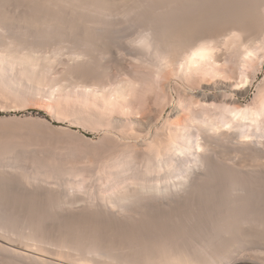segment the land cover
I'll return each mask as SVG.
<instances>
[{
  "label": "bare ground",
  "instance_id": "1",
  "mask_svg": "<svg viewBox=\"0 0 264 264\" xmlns=\"http://www.w3.org/2000/svg\"><path fill=\"white\" fill-rule=\"evenodd\" d=\"M5 1H7V0H0V2H1V4H0V92L3 93V95H5V97L2 96V94H0V95L4 98L8 97V99L10 97L13 99H17V100L20 99L21 103L25 102L26 105L28 103V104H30V105H32V106H34L40 110L46 111V113H48V115H50L54 119H56V122L61 123L62 121H64V122L69 121L71 123L72 127L79 128L81 126L82 122L85 123L86 121L87 122L91 121L90 124L93 121L97 122L101 125V130L105 133L104 137L110 138L112 140L115 139V140H118L120 142L126 143L129 146H131L132 147L131 149H133L132 151L133 152L136 151L135 153H137L136 156L138 159L146 160L153 167V169L150 167L152 170H150V171L147 170V171H149V174H151L152 171L157 173L158 177L155 175L157 177L156 181L150 182V181L144 180L145 182L140 183L138 185L139 187L134 190V193L129 195V198L131 200H129L128 196H126L125 193H124L125 195L122 194L121 196L120 195L118 197L116 196L117 199L115 201L117 203H114L115 206L119 205L125 211V209L127 210V208H128L126 206L128 205L127 202L129 200V202H131L132 204L134 203V205L135 204L136 205L137 204L142 205L145 210L148 208L147 206L149 204L152 206L153 205L158 206L160 208H166V207L169 208V206L172 207V205L176 202L181 203L184 200L188 202V200H190L192 198L191 196L194 195L195 193H197V191H199V193H200V189H203L200 187H204V185H206V184L213 183V182L204 183L205 180L211 181V180H213V178L216 179L217 178L216 175L218 173H222V174L227 176V180L225 183H227V182L228 183L225 186L227 188H231L232 193L231 194L227 193V194H229L227 197L228 198L227 199L228 205L227 206L225 205V211L222 210L224 212H222L220 210L222 213V215L219 219L220 221H218L214 225H211V226H213L212 227L213 229L211 230L212 231L211 234L213 237H211V238H213L214 241L216 239L218 240V239L222 238L221 240L223 241L222 236H225V238L230 240V239L242 237L243 235H245L248 232L247 229H248V227L249 228L251 227L250 225L253 224L252 222H253L254 216H256V214L254 215L253 213L256 211H254L252 214L249 212L248 215H245V214L242 215L243 213L240 214L241 212L239 213L238 209L240 208L242 211V208L239 205L243 202L242 200L244 199V192H245L244 188L247 187V185H250V186L253 185L254 184L253 182H257L258 180L264 182L263 181L264 180V124H263L264 123V101H263V103H261V107H258L259 109L252 110V109H250L251 107L250 108H248L247 106L244 107L243 105L239 104L238 101L233 99L234 104H232V105H234V107L232 109L229 108V110H228V113L231 114L230 116H232V117L227 122L225 121L226 123L224 122V125L222 126V123H218V125H216V124H214L213 121H210V120H209V122H200V121L196 120V118H194V116L191 112H189L187 114H185V112L183 113V109H181L182 108L181 104H179L181 106V107H179V105L177 104L178 102L176 103L174 99H171L172 101H171L170 105L168 104L169 105V108L167 110L168 116L166 118L163 115L166 112L163 110L161 111L160 109L158 110L157 108H154V107H150L149 109H145L142 106L143 103L140 104L139 102L132 101L131 96H133L132 93L134 94V90H133V92L131 90L134 87L131 88L132 84H130L129 82H123L120 85L118 84L117 87H114L115 88L114 90L112 89L113 90L112 93H108L109 91L107 90L108 91L107 92L106 89H104L105 87L104 88L102 87L103 85H102L101 80L100 81L99 80L94 81L93 83H90V84H87L88 82L86 81L87 82L86 84H83V85L82 84H78V85L76 84L74 86L70 85V83L67 85L66 83H68V82H66L65 84H61V86H60V84H56L59 86V89H56L52 85V87H54V88L49 87L50 90L48 89L49 91L46 90L47 92L43 93V92H41V88H40V85H42V87H44L43 85H45V84H42V81H44L46 79V78L44 79L43 76H45V72H47L46 69L47 68L50 69V67L54 65V63L56 61L55 59L58 58L57 56H59V54L62 51V46L59 45L58 47H55L56 49H54L52 56H50V55L45 56L44 54L42 55L41 51H42V48L45 47L48 44V42L51 40L50 39L51 36H56V34H57V36H58V34H59V36L60 35L62 36V34L65 32L63 30L66 27V26L64 27V24L67 23L66 20H68L67 17L69 16V13H68L69 10L66 8L68 6H70V4L73 3V1H74V4L77 1H80V4H79V2H77L75 4V7H74L75 9H79V8L81 9V7H82V9L84 8L85 10L89 11V13L91 11V13H94V15L97 17L96 21L85 20L88 23L85 24L86 28L83 29V31L85 32V38H82V37H84V32H82L83 34L81 33L82 37L80 36L81 37L80 39L83 41V43L81 44V50L75 51L74 53L71 54V56H74V58H75V59L72 58L73 62H77V60L82 61L81 64H80V62H78L79 64L75 63L78 65V68H74V69H77V72L79 70V67H81L83 69L85 68V69L91 71V70H95L94 64L96 62L103 61L104 58L107 57L106 54H108V53H104V51L109 46L106 48L104 47V49H103L104 51H102V48H100V47L104 46V45L102 46L101 44L103 42H105L104 39L106 38V36H109L110 35L109 32H112V30H113L111 28H109V29H111V31L108 30V27L110 24L108 23L107 17L112 15L111 14V12H112L111 7L115 3L112 4V3L108 2L107 0H92V2L90 0H89L90 2L89 1L86 2V0H84V2H83V0H77V1L76 0H63L64 2L67 1L66 5L68 4L69 1H70V3L68 4L67 7L65 6L64 8H62L63 7L61 4L62 2L60 4H57L58 0L57 1L56 0H40L41 1L40 5L43 6L42 8H44V7L45 8L43 10H40V9L39 10L41 12L43 11L44 13H39V14L37 13V16H35L36 14H34V16H29L30 14L33 15L32 13H27V15H26V12L24 11L26 7L28 8V7L32 6L34 10H35V8L32 4H28V6H26L27 4L25 3V7L23 6L24 7L23 11H24L25 15L22 13L16 14L17 16L20 15L17 18V16L15 14H14V16H16V17H13L12 16L13 14H11V12L9 13L8 8H10V7H8V5H9L8 3L12 4L11 1L8 2L9 1L8 0L7 1L8 3ZM29 1H32V3H34V5H35L36 4L35 2H37L38 0L37 1L29 0ZM54 1H56L57 3ZM24 2H28V0H26V1L24 0L23 3ZM28 3H30V2H28ZM116 3H117V4H115L116 7L121 8V6H122L124 8L125 13H122V14L127 13L128 15L130 14V16L136 15L135 18H137V19H135V20H140V23H142V21L144 20L143 24L145 25L147 23L149 28L147 27V28H144V30H142V31L140 30V32L138 34L136 33L137 35H135L134 38L132 37L129 39H125L123 37L118 36L119 31L117 33L112 32L111 33L112 36L114 34H116V36H113L116 38V40H113V43H115V45L113 43H111V40L109 42L110 45H112V44L114 45L113 55L116 57H121V55L123 56L125 54V53L122 54V50L124 52L126 51L127 53L130 51V52L135 53L136 58L140 59L141 63H142V60H143L144 64H145V60L147 61L146 63L149 62V64H147V67H151L152 71L154 72L153 74L154 75L156 74L157 78H159L158 80H163L161 82L162 83L161 86H163V88H162L163 90L164 89L165 90L170 89V86L172 84L173 79L178 78L182 72H183V74L185 73V74L189 75V73H191L190 71L197 72L199 79H201V81H200L201 85H199L200 89H198V90L214 91V92L218 93L217 95H207V94L201 95V97H199V98L204 103L208 102V101L210 102V101L217 100V98H219V97H221V99L227 100V98L224 96V94H226V93H233V94L236 93L238 95L240 94V96L246 95L248 93L249 89L254 85V83L258 77V76L255 77L256 74L252 77L253 79H250V77L247 76V74H246V77H244L240 83L236 82L237 80L234 81L232 78V73L229 72L230 70L228 71L225 68L226 64H223V63H225L223 59L226 56L225 52L227 50H231L232 48L237 47L236 50L238 49L239 52L238 51H236V52L241 54V55L238 54L242 59L241 63H243L244 65H245V63L249 64L251 62L250 61L251 57L256 55L255 54L256 51L261 49L260 47H262V43H263V47H264V0H118V1H116ZM36 6H37V4L35 5V7ZM41 6H39V8H41ZM46 6H48L52 10H50V9L46 10ZM115 6H113V7H115ZM36 8L38 9V7H36ZM22 9L23 8L20 9V12L22 11ZM31 9H29L30 10L29 12H32ZM121 9H120V11H122ZM39 10H37V11H39ZM37 11L35 10V13ZM53 11L54 12L56 11V13L53 14L52 13ZM72 12H73V10H72ZM114 12H116V11H114ZM118 12H119V10H118ZM75 13H76V11H75ZM75 13H74V15H76ZM119 13L118 14L121 15V12H119ZM42 14H44V15L41 16ZM38 15H40V17H38ZM45 15H46V17H45ZM48 18H49V20H48ZM110 19H111V17H110ZM120 19H121V17H120ZM65 21H66V23H65ZM128 21L130 22L129 19H128ZM128 21H125V22L128 23ZM138 23L139 22H137V24ZM138 25L140 26V24H138ZM144 25H142V26H144ZM77 26H79V25H77ZM134 26H135V24H134ZM128 27H130V26H128ZM49 29H53L56 34L54 35V33H53V35L50 36L48 34L49 33L48 31H51V30H49ZM78 29H79V27H78ZM81 29H82V27H81ZM53 30H52V32H53ZM67 30H69V28L66 29V32H65L66 34L70 33V31H72L73 29H70V31H68V32H67ZM76 30L74 32H76ZM104 30L106 31V33H105L106 35H105V38H104V36L103 37L101 36L104 39L103 40L99 39L100 41H102V43L100 44L97 39L100 38V33H102V35H104L103 34ZM32 31H34L35 34H33ZM62 31H64V32H62ZM93 31L96 34L99 33V35H98L99 37L97 36L98 38H95L96 34H94V33L91 34ZM29 32L32 33L33 35H35L32 37L33 38L35 37L36 38L35 40L37 42L32 43L34 40L32 38L30 39ZM65 33L63 36L66 35ZM107 33H108V35H107ZM72 35L74 36L75 33L72 32L71 36ZM77 35L78 34H76V37H77ZM92 35L94 36V38ZM111 35L109 37H111ZM48 37H49V41L46 44V40H48ZM94 39H96V41H98V43L101 46H99V44ZM31 40H33V41H31ZM56 40L58 41L61 39H56ZM58 42H60V41H58ZM36 43H37V45H35ZM60 43H58V44H60ZM105 43H107V41ZM98 46L100 48L101 53H104V54L98 55V53H100L98 51L99 50ZM234 46H236V47H234ZM66 47H64V48H66ZM46 48H44V49H46ZM77 49H75V50H77ZM67 51H69V50H67ZM111 54H112V51H111ZM117 59L119 60L120 58H117ZM243 64H241V65H243ZM148 65H150V66H148ZM75 67H77V66H75ZM152 67L155 69V71L153 70ZM244 69H245V67H244ZM87 70H85V71L87 72ZM71 72H72V70H71ZM245 73H247V71ZM85 74H88V73H85ZM102 74H103V72H102ZM183 74L181 75L182 77H184ZM98 75H99V73H98ZM156 76H155V78H156ZM185 77H187V76H185ZM72 78H75V77H72ZM179 78H181V77H179ZM48 86H50V85H48ZM48 86H46V87H48ZM194 88H195V86H194ZM194 88H191V85H190V88L187 90H182V88L179 89V87H178L176 89V91L180 95L187 94L188 96H193L195 94ZM260 88H261V85H260ZM260 88H259V91H260ZM43 90H44V88H43ZM222 95H223V97H222ZM226 96H228V98H229L230 94L226 95ZM231 97L233 98V96H231ZM191 98H193V97H191ZM232 98H230L228 100L233 103V100L231 101ZM138 99H139V97H138ZM20 100H19V102H20ZM219 100L220 99H218V101ZM154 101H156V100H154ZM157 107H158V105H157ZM190 110L191 109H189V111ZM160 112H162V113H160ZM188 114H190V115L188 116ZM248 122L250 124H248ZM44 123H45L44 125L47 128H49L50 130L53 129L52 131H54V133H55V131H57L59 133H70L71 134V132L74 131L71 128L55 126L52 122H50L48 120H45ZM219 124H221V125H219ZM82 125H84V124H82ZM246 125L247 126L250 125V126L254 127L255 131L252 134H244L243 129H244V127H246ZM36 132H39V131L36 130ZM39 134H40V132L37 135H39ZM39 136H38V138L41 137V136L40 137ZM44 136H45V134H44ZM42 139H43V137H42ZM44 141H45V138H44ZM1 146H3V148H7L6 147L7 144L5 145V147H4V144ZM9 146L10 145H8V148H9ZM111 150H113V149L111 148ZM132 151L130 154H133ZM120 155H119V157H120ZM5 156H6V154H5ZM183 158H186L185 160L187 161L188 165H191V166L187 167L188 169H186L184 174H182V172L179 173V171H176V170H179V169H177V166L180 164V162L183 160ZM118 164H120V163L118 162ZM181 167H182V165H181ZM175 171L181 175H179L178 173L176 174ZM142 172L143 171H141L140 173H142ZM153 172H152V174H156ZM114 174H116V173H114ZM138 175L140 176V174H138ZM147 175H148V173H147ZM162 175L164 176L163 179H162ZM210 175L213 177H209ZM135 176H137V175H135ZM214 176H216V177H214ZM147 177H149V175ZM147 177H146V179H147ZM223 177H225V176H223ZM5 178H6V176H5ZM26 178H28V177L26 176ZM29 178H31V177H29ZM164 178H165V180H164ZM167 178H174L176 181H172L174 179L169 180ZM244 178L247 180L246 182L251 181L252 184H248L251 182H248V183L245 182L247 185H245V187H244V184H245ZM208 179H210V180H208ZM241 179H244V180H241ZM162 180H164V181H162ZM220 181H221V179H220ZM218 184H219V182H218ZM261 184H263V183H261ZM257 185H258V183H257ZM209 186H211V184H209ZM253 186H251V187L253 188ZM204 188H206V186ZM131 192H133V191L131 190ZM201 192H202V190H201ZM204 192H205V190H204ZM248 193H250V192H248ZM251 195H253V194H251ZM131 196H132V198H131ZM199 196H201V195H199ZM249 197L250 196L248 195V198ZM204 198H205V195H204ZM193 199H195V198H193ZM220 201H221V199H220ZM147 202H149V204ZM199 202H197V203H199ZM189 203H185V205L187 206V204H189ZM192 203H193V201L190 203V205ZM194 203H196V202H194ZM201 205H200V207H202ZM128 206L131 208L130 205H128ZM193 206L195 207V205H193ZM193 206L191 205V207H193ZM132 207H134V206H132ZM137 207H139V206H137ZM182 207H183V205H182ZM220 207H222V206H220ZM153 208L151 207V209H153ZM122 209H120V210H122ZM128 210H129V208H128ZM162 210H164V209H162ZM170 210H171V208H170ZM192 210H193V208H192ZM253 210H254V208H253ZM48 211H51V210H48ZM175 211H176V207H175ZM188 211H190V210H188ZM249 211H251V209H249ZM12 212H13V210H12ZM107 212H109V211H107ZM122 212H123V210H122ZM169 212H171V211H169ZM136 213H138V211ZM176 213H178V212H176ZM176 213H175V216H176ZM257 213H258V211H257ZM4 214H5V212H4ZM139 214H141V216ZM139 214H136V215L132 214L133 216H131V214H129L130 216L129 215H126V217L123 216L122 219L124 218L123 219L124 221L127 220V221H130L133 223L136 221V219H138V220L141 219V221H143L144 220V219H142L143 213H139ZM145 214H147V213H145ZM155 214H157V212ZM173 214H172V216H173ZM186 216H188V214H186ZM197 216H198V212H197ZM197 216H195V217H197ZM209 216H208V218H209ZM257 216H256V218H257ZM262 216L264 217V215H262ZM8 217H9V215H8ZM34 217H35V215H34ZM147 217L145 218L146 220H148ZM150 217H148V218L150 219ZM200 217H201V215H200ZM212 217H213V215H212ZM263 217H261V219H263ZM0 218H1V214H0ZM181 218L185 219V217H183V214H182ZM2 219H3V217H2ZM184 219H183V222H184ZM257 219H254V221L258 223ZM3 220H6V219H3ZM120 220L121 219H119V221ZM123 220H122V222H123ZM167 220L166 221L164 220V221L167 222ZM171 220H173V218ZM189 220H191V217ZM201 220H202V218H201ZM259 221H261L260 218H259ZM5 222L3 224H5ZM130 222H129V224H130ZM161 222H162V220H161ZM255 222H254V225H255ZM147 223L146 224L144 223V224L148 225ZM164 223H162V224H164ZM178 223H181V222H178ZM263 223L262 222L259 223L260 225H258V227L260 229H263V227H264ZM157 224H158V222H157ZM171 224H172V222H171ZM139 225H141V224H139ZM145 225H144V227H145ZM150 225L153 226L154 223H153V225L152 224H150ZM191 225H193V224L191 223ZM254 225H252V226H254ZM132 226H133V224L131 225V227ZM175 226L178 228L177 225H175ZM10 227H11V225H10ZM128 227H129V225H128ZM158 227L156 229H161L162 226L160 228H158ZM145 228H144V230H145ZM165 228H168V227L165 226ZM132 229H131V231H132ZM139 229H141V228H139ZM170 229L172 230V226ZM178 229H177V232H178ZM184 229H181V231ZM134 230H135V228H134ZM155 230H154V232H157ZM163 230H164V228L162 230H160V233L162 234V236L164 235L163 233H165L164 231H166V230H164V231ZM187 230H188V228H187ZM187 230H186V232H187ZM149 231H150V229H149ZM149 231H147V232H149ZM195 232H196V230H195ZM15 233H17V232H14L13 230H6L4 228V226L1 225V219H0V257H2V258L4 257L3 258V259H5L4 263H6V260H7V262H9L11 264H98L95 261L96 256H95V258L93 257L95 255L96 249H97L96 250L97 256L104 257V255H107V254L110 255L111 254L108 251L104 252L103 249H101L103 246L101 248H96V249H95V247H93L94 249L90 248L93 245V243H92L91 246L87 245V247L89 246L88 250H90V252L94 251L93 252L94 255H93V253H91V255H93L92 256L93 260L89 259L90 257L87 255V253H89V251L86 250L87 252L85 253V255H87L89 257V258H87L88 260H85L86 259L85 257H87V256H85L84 252L82 251V252H80L81 254L83 253V255H84V257H83V255L80 254V256H82V258H84V259H82V261L79 260V259H81V257L77 258V256H75L76 258L74 257L75 259H72V261H70V259L72 258V256H71L69 261H68V259L66 260V258H68L69 254L71 253L70 251H69L70 253L68 254V256L65 255L66 258L62 259L60 255L57 256L58 253L56 251H58V250H56V251H55V249L53 250L54 255H52L53 251L51 253H49V251H51V250L45 249L42 242L39 240V237L36 238L38 235H36V237H34V232H33V234H31L30 231H29V233L27 231V233L29 235L27 234L28 236L24 237V239L22 238V241H20V242H18V240L17 241L15 240L16 239L14 237V236H16ZM134 233H137V232H134ZM144 233H145V231H144ZM181 233H183V231ZM23 234H25V233H23ZM171 234H172V231H171ZM197 234H198V232H197ZM19 235H18V237H19ZM196 235H194V236H196ZM246 235H248V234H246ZM139 236H140V234L138 233V237ZM143 236H140V237H143ZM153 236H155V235H153ZM160 236L161 235L159 234V238L155 242L156 245L153 243L155 245L154 247L157 248V250H158V251L152 250L154 252H157L156 256L154 254H152L154 257L153 256L152 257L147 256L142 261H141V259L136 258V260H140V262H142L139 264H243V263L262 264V263H256V262L248 261L249 257L247 258V260H245L244 258L243 259L242 258H236L237 254L240 253V249H239L240 247L238 248V250L236 249L233 251V250H229L228 247H226L227 248L226 249L225 246L221 244L222 246H224V250H226V251L225 252L223 251L224 254H221L222 256H218L220 258H217V256H216L218 254L220 255V253L218 252V254H215V252L213 251L214 256L217 258V259H214V257L212 258L210 255L213 253H212V249H211L212 247L211 246H210L211 248L208 247V245H211V244H209V242H210L209 240H208V243L206 242L208 244L206 246L211 250V251H208L209 253L207 252L208 254H206V252H205L206 249H208V248L202 249V246L206 247L204 245H202V246L200 245L201 248L198 247L199 251L196 250L198 248L194 247V249L196 248L195 250L197 253L194 252L195 250L193 251L194 253H189V251H187V253L186 252L184 253L183 251L182 252L178 251L179 249H182L181 247L178 250H177V248H178L177 246H175L176 248L173 247L174 244L176 245V243L178 244V242H179V241H177L178 239L176 240V238H177L176 235H175V237H176L175 239L170 237L171 239L177 241L175 243H172V242H174L172 240L164 241L162 239V237H160ZM165 236H166V234H165ZM85 237H86V235H85ZM148 237H150V236H148ZM190 237H191V235H190ZM152 238H154V237H152ZM206 238H208V236ZM147 239H149V238H147ZM164 239H166V238L164 237ZM213 239H211V240H213ZM229 240H228V242H229ZM30 241H32V242L34 241L36 243V245L33 246V244H31ZM46 241H44V242L46 243ZM136 241H137V239H136ZM144 241H147V240H144ZM189 241H190V239H189ZM201 241H203V240H201ZM58 242H59V240H58ZM187 242H188V240H187ZM215 242H213V243H215ZM50 243H51V241H50ZM142 243H143V241H142ZM200 243H202V242H200ZM210 243H212V241ZM225 243L226 242H224V244ZM229 243H231V241ZM63 244H65V242ZM46 246H47V244H46ZM70 246H72V245H70ZM74 247H75V244H74ZM213 247H215V246L213 245ZM47 248H49V247H47ZM68 248H70V247H68ZM77 248H76V250H77ZM83 248L84 247H82V249ZM50 249H52V248H50ZM59 249L61 250V248H59ZM91 249H93V250H91ZM133 249H135V248H133ZM147 249L148 248H146V250ZM174 249H176L177 251L176 250L174 251ZM204 249H205V251H204ZM222 249H223V247H222ZM222 249H221V251H222ZM230 249H231V247H230ZM104 250H105V248H104ZM110 250H111V248H110ZM213 250H214V248H213ZM125 251H127V250H125ZM215 251L217 252V249ZM55 252L57 253V255ZM105 253H107V254H105ZM112 253H113V251H112ZM115 253L117 254L116 251H115ZM127 253H129V252H127ZM142 253H143V251H142ZM254 254H257V253H254ZM258 254H260V250H259ZM113 255L114 254H112V256ZM137 255H136V257H137ZM73 256H74V254H73ZM112 256H109V257H112ZM114 256H116V255H114ZM239 256H240V254H239ZM261 257H262V255H261ZM128 258H129V256H128ZM76 259H78V260H76ZM129 259H131V258H129ZM89 260H91V261H89ZM102 260H104V259H102ZM102 260H100V261H102ZM98 261H99V259H98ZM113 261L115 262V260H113ZM102 262H104V261H102ZM134 262L136 263V261H134ZM137 262H139V261H137ZM122 263H123V261H122ZM103 264H106V263L104 262Z\"/></svg>",
  "mask_w": 264,
  "mask_h": 264
},
{
  "label": "rangeland",
  "instance_id": "2",
  "mask_svg": "<svg viewBox=\"0 0 264 264\" xmlns=\"http://www.w3.org/2000/svg\"><path fill=\"white\" fill-rule=\"evenodd\" d=\"M7 1H5V2H7ZM10 1L12 4L8 3ZM23 1L24 0H9L7 2L9 4L8 7H10V8H8L9 13L11 12V14H13L12 15L13 17H16L17 16L16 14H20V13L24 14V11L26 12V15H27V13L33 14V15L28 14L29 16H34V14H36L35 16H37V13L38 14L44 13L43 11L42 12L40 11V10H43L45 8V7L42 8L43 6L40 5L41 4L40 0H38V1L34 0V1L38 2V3L35 2L37 4L36 7H38V9L35 7L36 4L34 5V3H32V1L28 0V2H30V3H28V2L23 3ZM56 1H54V2H56ZM88 1L89 0H86V2H88ZM90 1L92 2V0H90ZM107 1L112 3V4L113 3L117 4L116 1H118V0H107ZM1 2H0V4H1ZM57 2H56L57 4H60L62 2L61 3L63 6L62 8H64L65 6L67 7L68 4L70 3V1H69L68 4L66 5L67 1L64 2L63 0H61V1L58 0ZM77 2H79V4H80V1H77ZM83 2H84V0H83ZM25 3L27 4L26 6H28V4H32L34 6L35 10L37 11L40 9L39 10L40 12L37 11L35 13V10L33 9L32 6H30V7L33 10L30 7H28V8L26 7L24 10ZM75 4L73 1V3L70 4V6H68L66 8L69 10L68 11L69 16L67 17L68 20H66L67 23L65 21L66 24H64V27L65 26L66 27L64 29L62 28L65 32H66L67 28H69V30H67V32L70 31V29H73L72 31H70V33L71 34H72V32L75 33L74 36L73 35L71 36L70 33L66 34L64 31H62L66 34L65 35L66 37L63 36L64 33L62 34V36L61 35L59 36V34H58V36H59L58 37L53 29H49L51 31L47 30L49 32L48 34L50 36L53 35V33H54V35L56 34V36H51V37L49 36L51 39L50 41H49V37H48V40H46V44L48 41L49 42L47 45L45 44L46 45L45 47L42 48L41 54L42 55L44 54L45 56H48V55L52 56L54 49H56L55 47H58L59 45L62 46V51L59 54V56H57L58 58L55 59L56 61L53 65L54 67L51 66L52 68L50 67V69L49 68L46 69V71H47V72H45L46 77L43 76L44 79L45 78L46 79L45 80L43 79L44 81H42V84H45V85H43L44 87H42V85H40L41 92H43V93L47 92L50 90V88H54V87L56 89H59V86L56 84H60V86H61V84H65L66 82H68V83H66L67 85L70 83V85L74 86L76 84L77 85L78 84L83 85V84H86L87 82H88L87 84H90V83H93L94 81H98V80L100 81L101 80L102 85H103L102 87L103 88L105 87L104 89H106V91L108 90L109 91V92L107 91L108 93H112V91L115 89L114 87H117L118 84L120 85L123 82H129L130 84H132L131 88L134 87L131 90L132 92L134 90V94L132 93V95L134 97L131 96L132 101L139 102L140 104L143 103L142 106L145 109H149L150 107H154V108H157L158 110L159 109L161 111L163 110L166 112L163 114L166 118L168 116L167 110H168L169 105L172 101L171 99H174L176 103L178 102L177 103L178 105L181 104V106H182L181 109H183V113L185 112V114H187V113L191 112L193 114L194 118H196V120H198L200 122H209V120H210V121H213L214 124H216V125H218V123H222V126L224 125L225 121L227 122L232 117V116H230L231 114L228 113V110H229V108L232 109L234 107V105H232V104H234L233 99L238 101L239 104L243 105L244 107H246V106L248 108L251 107L250 109H252V110L259 109L258 107H261V103H263V101H264V47H263V43H262V47H260L261 49L259 48L260 50L256 51V53H255L256 55H254V56L252 55L253 57H251V60H250L251 62L249 64L245 63V65L243 63H241L242 59L238 55L240 53H238L239 52L238 49L236 50V48H237L236 46H234L236 48H232L231 50H227L225 52L226 56L223 59L225 63H223V64H226V66L224 65L225 68L228 71L230 70L229 72L232 73V78L234 81L237 80L236 82L240 83L243 80V78L246 77V74H247V76L250 77V79H253L252 77L255 74H256L255 77L258 76L254 85L249 89L248 93L246 95H243V96L242 95L240 96V94L238 95L236 93H234V94L233 93H226V94H224V96L227 98V100L221 99V97H219V98H217V100L210 101V102L208 101V102L204 103L199 98V97H201V95H203V94L217 95L218 93H216L214 91L198 90V89H200L199 85H201V82H200L201 79H199L197 72L190 71L191 73L188 72L189 75L185 74V73H184L185 74L184 75L182 72L181 75L183 74L184 77H182L180 75L179 77H181V78H179V77L174 78L172 81V84L170 86V89H167V90L164 89L166 91L165 92L162 89L163 86H161L162 85L161 82L163 80H158L159 78H157L156 74L155 75L153 74L154 72L152 71L151 67H147V64H149V62L146 63L147 61L145 60V64H146L145 65L143 63V60H142V63H141V60L136 58L135 53L130 52V51H129L130 53L129 52L127 53L126 51L124 52L122 50V54L125 53L123 55L124 57L122 55H121V57H116L113 55V47L115 45V43H113V40H116V38L113 36H116V34H114L112 36L111 35L112 32L117 33L119 31L118 36L123 37L125 39H129L132 37L134 38L135 35H137L140 32V30L142 31V30H144V28H147V27L149 28V26L147 25L146 22H145L146 23L145 25L143 24L144 20L142 21V23H140V20H135V19H137V18H135L136 15L130 16V14L128 15L127 13L122 14V13H125L124 8L122 6H121L122 9L119 7H116L115 4L112 5V7H111L112 8V12H111L112 15L110 14L111 16L107 17L108 23L110 24L108 27V30L111 31V29H113L112 32H109L107 30L109 32V34L111 35V37H109L110 36L109 35V36H106V38H105V35H106L105 30L103 33L104 35H102V33H100V38H98L99 33L96 34L94 31L91 33V34H93V33L96 34L95 38H98L97 40L99 41L100 44L102 43V41H100L99 39L103 40L105 38L104 40H105V42L107 41V43L103 42L101 45L102 46L104 45V46L100 47V48H102V51H104L103 50L104 47L105 48L108 46L110 47V48L108 47L109 49L106 48L104 51V53H108V54H106L107 57H105L103 61H98L94 64L95 70L90 71V70H87L85 68L83 69V68L79 67V70L77 72V69H74V68H78V65H77V64H79L78 62H80V64H81L82 61L77 60V62H73L72 58H74V56H71V54L74 53L75 51L81 50V44L83 43V41L80 38L82 37V34H83L82 32H84L83 29L86 28L85 24L88 23L87 21H90V20L96 21L97 17L94 15V13H91V11L89 13V11L85 10L84 8L82 9V7H81V9L80 8L75 9L74 8ZM38 5L41 6V8H39ZM113 6H115L116 8ZM20 7L23 8L21 12H20V9H21ZM29 9H31L32 12H29L30 11ZM47 9L49 10L50 8L48 6H46V10ZM120 9L122 11H120ZM50 10H52V9H50ZM72 10H73V12H72ZM118 10H119V12H121V15H119L120 13L118 12ZM75 11H76V13H75ZM114 11H116L117 13ZM52 13L54 14V13H56V11L55 12L53 11ZM74 13L76 15H74ZM14 14L16 16H14ZM43 15L44 14H42L41 16H43ZM19 16L20 15H18L17 18ZM38 17H40V15H38ZM45 17H46V15H45ZM110 17H111V19H110ZM120 17H121V19H120ZM127 18L130 20V22L128 21ZM48 20H49V18H48ZM85 20H87V21H85ZM125 21H128V23H126ZM136 21L139 22L138 24H140V26L137 24ZM134 24H135V26H134ZM77 25H79V26H77ZM142 25H144V26H142ZM128 26H130V27H128ZM78 27H79V29H78ZM81 27H82V29H81ZM109 28H111V29H109ZM52 30H53V32H52ZM75 30H76V32H74ZM32 33L35 34L34 31H32ZM32 33L29 32L30 39L32 38L34 40V41L31 40V41H33L32 43L37 42L35 40L36 38L32 37V36H35ZM76 34H78L77 35V37L79 36L78 38L76 37ZM107 35H108V33H107ZM101 36L102 37L104 36V38H102ZM82 38H85V32H84V37H82ZM93 38H94V36H93ZM56 39H61V40H58L61 43L58 42ZM94 40L96 41V39H94ZM110 40H111V43H113L114 45L113 44L110 45V43H109ZM98 41H96V42L98 43ZM58 43H60V44H58ZM100 44H99V46H101ZM35 45H37V43ZM99 46H98V49H99L98 51L100 53H98V55L104 54V53H101ZM64 47H66V48H64ZM44 48H46V49H44ZM75 49H77V50H75ZM67 50H69V51H67ZM111 51H112V54H111ZM236 51H238V52H236ZM117 58H120V59L118 60ZM75 63H77V64H75ZM241 64H243V65H241ZM75 66H77V67H75ZM148 66H150V65H148ZM244 67H245V69H244ZM71 70H72V72H71ZM85 70H87V72ZM153 70L155 71L154 68H153ZM246 71H247V73H245ZM102 72H103V74H102ZM85 73H88V74H85ZM98 73H99V75H98ZM155 76H156V78H155ZM185 76H187V77H185ZM72 77H75V78H72ZM48 85H50V86H48ZM52 85L54 87H52ZM176 85L179 87V89L182 88V90L189 89L190 85H191V88H194V86H195V88H194L195 94L193 96H188L187 94L180 95L176 91V89L178 88ZM260 85H261V88H260ZM46 86H48V87H46ZM258 87L260 88V91H259ZM43 88H44V90H43ZM0 94H2V96L5 97V95H3V93L0 92ZM229 94H230V97L228 98V96H226V95H229ZM2 96L0 95V97H1L0 98V208H1L0 209L1 210L0 211V214H1L0 219H1V225L4 226V228L6 230H13L14 232H17V233H15L17 237L14 236L16 238L15 239L16 241L17 240H18V242L22 241V238L24 239V237H27L29 235L28 233L30 231L31 234H33V232H34V237H36V235H38L36 238L39 237V240L42 242L45 249L51 250V251H49V253H51L54 249H55V251L58 250V251H56L58 253V255L55 252L56 255L57 256L60 255L62 259H65L66 258L65 255L68 256V254L71 252L69 254L68 258H66V260L68 259V261H69L71 256H72V258L70 259V261H72V259H75L76 258L75 256H77V258L81 257V259H79V260L82 261V259H84V258H82V256H80V254H81L80 252L83 251L84 255H85V253L87 252L86 250H88L89 249L88 247L91 246L93 243L94 246L92 245L90 248L95 247V249H96V248H101L103 246L101 249H103L104 252L108 251L111 254L109 255V254L105 253L107 255H104V257H102V256L100 257V256L96 255L97 249L95 250V255L93 253L94 251L90 252V250H88L89 253H87V255L90 258L87 255H85V256H87V257H85L86 258L85 260H88L87 258L93 260L92 258L93 257L95 258V256H96L95 261L98 264L99 263L103 264L104 262L106 264L107 263L108 264H112V263L113 264H117V263L118 264L119 263L120 264H139L142 262H140V260H136V258L141 259V261H142L147 256L152 257L153 256L152 254H154L156 256L157 252H154V251H158V250L154 246L156 245L155 242L158 240L159 234H160L161 235L160 237H162V239L164 241L172 240V241H174L172 243L179 241L178 244L177 243H176V245L174 244L173 247L177 246L178 247L177 250L181 247L182 249H179L178 251H181V252L183 251L184 253L185 252L187 253V251H189V253H194V252H196V250L199 251L198 247H200V245L201 246L202 245H204V246L208 245L207 243L209 240L210 242L212 241V243L209 242V244H211V245H208V247H210V246L212 247V248L211 247L210 248L212 249V253H213L210 255L212 258L214 257V259L220 258L218 256H222L221 254H224V252L226 251V250H224V246H225V248L228 247L229 250H233V251L236 249L238 250V248L240 247L239 248L240 249V253H239L240 256H239V254H237L236 258H242V259L244 258L245 260H247V258L249 257L248 261L264 264V238H263L264 237V227H263V229H260L258 227V225H260L259 223L264 222L263 221L264 217L262 216V215H264V209H263L264 208V206H263L264 205V198H263L264 197V182L259 181V180H258L259 182L258 181L253 182L254 186L251 185V186H253V188H252L250 185L246 184V183L251 182V181L246 182L247 180L244 178L245 179L244 183L246 182L244 184V187H245V185H247V187L244 188V191H245L244 192V199L242 200L243 202L241 201L243 204L241 203L239 205L242 208V211L238 207L239 208L238 211H239V213L241 212L240 214L243 213L242 215H244V214L248 215L249 212L252 214L254 211H256L253 214L254 215L256 214V216L258 215L257 218L259 217L261 221H259V218L257 219L256 216L253 215L254 219L258 220V223L255 222L253 219L252 225H254V222H255V225L254 226L250 225L251 229L248 227V229H247L248 232L246 233L248 235L245 234L242 237H238V238H234V239H230V240L225 238V236H222L223 241L221 240L222 239L221 238L218 240L216 239L215 240L216 242H215L214 239L211 238V237H213L211 234L212 233L211 230L213 229L212 228L213 226H211V225H214L215 223L220 221L219 219L222 215L221 211L222 210L225 211V205L226 206L228 205V203H227L228 198L227 197L229 194L232 193V189L227 188L225 186L228 183V182L225 183L227 180L226 175H224L222 173H218V174L216 173L217 174L216 179L213 178V180H211V181L205 180L204 183H206V182L207 183L213 182V183H209V184H211V186H209V184H206V185L203 184L204 187L206 186V188H204V187H200L203 189L199 188L201 194L199 193V191H197L198 190L197 189L196 190L197 193H195L196 195L195 194L192 195L191 196L192 198L190 200H188V202L185 200L181 203L176 202L177 204L174 203L172 205V207L169 206V208L168 207L160 208V207L154 206V205L152 206L149 204V202H147L150 206L149 205L147 206L148 208L146 209L147 210L146 211L142 205H138V204L134 205V203L132 204L131 202H129V200H131L129 198V195L134 193V190L139 187L138 185L140 183H143L145 181L154 182V181H156V178L158 176H157V173L153 172V171L152 172L156 173V174H152V172H151V174H149V171L152 170L153 167L146 160L138 159L136 156L137 153H135L136 151L133 152L132 151L133 149H131L132 148L131 146H129L126 143L120 142L118 140H115V139L112 140L110 138L104 137L105 133L101 130V125L97 122L93 121L92 122L93 124L92 123L90 124L91 121H88V122L86 121L85 123L82 122V124H84V125L81 124V126L79 128L72 127L71 123L69 121L68 122L62 121L61 123L56 122V119H54L52 116L48 115V113H46V111L40 110V109H38V108L28 104V103L26 105L25 102H23V101H22L23 103H21L20 99L17 100V99H13L10 97L9 98L10 100H9L7 96H6L7 98H4ZM231 96H233V98ZM138 97H139V99H138ZM191 97H193V98H191ZM222 97H223V95H222ZM230 98H232L231 101L233 100V103L228 100ZM218 99H220V100L218 101ZM19 100H20V102H19ZM154 100H156V101H154ZM157 105H158V107H157ZM181 106L179 105V107H181ZM189 109H191V110L189 111ZM160 113H162V112H160ZM190 114H188V116ZM45 120L52 122L55 126L71 128L74 131L71 132V134L70 133H59L57 131H55V133H54V131H52L53 129L50 130L49 128H47L44 125ZM248 124H250V123L248 122ZM219 125H221V124H219ZM247 125L243 129L244 134H252L255 131L254 127H252L250 125L247 126ZM36 130L40 132L39 135L41 137L39 135H37L39 132H36ZM44 134H45V136H44ZM38 136L40 138H38ZM42 137H43V139H42ZM44 138H45V141H44ZM2 143L4 144V147L7 144V146H6L7 148H3V146H1V145H3ZM8 145H10L9 148H8ZM111 148L113 150H111ZM131 151L134 155L130 154ZM5 154H6V156H5ZM119 155H120V157H119ZM185 159L186 158H183V160L181 161L182 163L180 162V164L177 166V169H179V170H176V171H179V173L182 172V174H184L186 169H188L187 167L191 166V165H188V163ZM118 162L120 164H118ZM181 165H182V167H181ZM147 170H149V171H147ZM141 171H143V172L140 173ZM176 171H175V173L177 174L178 172H176ZM114 173H116V174H114ZM147 173H148L149 177H147L148 176ZM138 174H140V176ZM135 175H137V176H135ZM179 175H181V174H179ZM5 176H6V178H5ZM26 176L28 178L29 177H31V178L28 179V178H26ZM216 176H214V177H216ZM223 176H225V177H223ZM146 177H147V179H146ZM163 177L164 176L162 175V179H163ZM209 177H213V176L210 175ZM167 179L171 180L174 178H167ZM210 179H208V180H210ZM220 179H221V181H220ZM244 179H241V180H244ZM164 180H165V178H164ZM164 180H162V181H164ZM172 181H176V180L174 179ZM217 181L219 182V184ZM257 183H258V185H257ZM261 183H263V184H261ZM248 184H252V182L248 183ZM131 190L133 192H131ZM201 190L203 193L201 192ZM204 190H205V192H204ZM248 192H250V193H248ZM124 193L129 198L127 204L131 206V208H130L127 205L126 207H128L129 210L127 208V210L125 209V211H124V209H122L121 206H119V205L115 206L114 205V203H117L115 201L117 199L116 196L117 197L119 195L121 196ZM227 193H229V194H227ZM251 194H253V195H251ZM199 195H201L202 197ZM204 195H205V198H204ZM248 195L250 196L249 198H248ZM131 198H132V196H131ZM193 198H195V199H193ZM220 199H221V201H220ZM192 201H193V203L191 205L192 206L195 205V207L194 206L191 207L190 203ZM194 202H196V203H194ZM197 202H199V203H197ZM185 203H189V204H187V206H186ZM182 205H183V207H182ZM200 205L202 207H200ZM132 206H134V207H132ZM137 206H139V207H137ZM220 206H222V207H220ZM151 207L152 208L156 207V208L151 209ZM175 207H176V211H175ZM170 208H171V210H170ZM192 208H193V210H192ZM253 208H254V210H253ZM120 209H122L123 212ZM162 209H164V210H162ZM249 209H251V211H249ZM12 210H13V212H12ZM48 210H51V211H48ZM188 210H190V211H188ZM107 211H109V212H107ZM137 211H138V213H136ZM169 211H171L172 213ZM224 211H222V212H224ZM257 211H258V213H257ZM4 212H5V214H4ZM156 212H157V214H155ZM174 212L175 213L178 212V213H176V216H175ZM197 212H198V216H197ZM139 213H143V215H142L143 216L142 219H144L143 221H141V219H139V220L136 219V221L133 223V222H130L127 220L124 221L123 220L124 218L122 219L123 216L126 217V215H129V214H131V216H133V215H136ZM145 213H147V214H145ZM181 213L183 214V217H185V219L181 218V216H182ZM172 214H173V216H172ZM186 214H188V216H186ZM8 215H9V217H8ZM34 215L36 218L34 217ZM139 215L141 216V214H139ZM146 215L148 217L151 216L150 219ZM200 215H201V217H200ZM212 215H213V217H212ZM195 216H197V217H195ZM208 216H209V218H208ZM2 217H3V219H6V220H3ZM146 217L148 220L145 219ZM190 217H191V220H189ZM261 217H263V219H261ZM172 218L174 221L171 220ZM201 218H202V220H201ZM119 219H121V220L119 221ZM183 219H184V222H183ZM122 220H123V222H122ZM161 220H162V222H161ZM164 220L165 221L167 220V222H165ZM4 222H5V224H3ZM129 222H130V224H129ZM157 222H158V224H157ZM171 222H172V224H171ZM178 222H181V223H178ZM144 223L145 224L147 223L148 225H145ZM153 223H154V225H153ZM162 223H164V224H162ZM191 223L193 225H191ZM132 224L134 227L133 226L131 227ZM139 224H141L142 226ZM150 224H152L153 226H151ZM10 225H11V227H10ZM128 225H129V227H128ZM144 225L146 228L144 227ZM175 225H177L179 229ZM165 226H167L168 228H165ZM171 226H172V230L170 229ZM157 227L158 228L161 227V229H156ZM186 227L188 228V230ZM130 228L131 229L133 228L132 231ZM134 228H135V230H134ZM139 228H141V229H139ZM144 228H145V230H144ZM163 228H164V230H166V231L163 230L165 232V233H163L164 234L163 236L166 239H164V237L160 233V230H162ZM184 228L187 230V232ZM149 229H150V231H149ZM169 229L172 231V234H171V231ZM177 229H178V232H177ZM181 229H184V230H182L183 233H181L182 232ZM143 230L145 231V233ZM146 230L149 232H147ZM154 230L157 231L158 233L154 232ZM195 230H196V232H195ZM27 231H28V233H27ZM133 231L137 232V233H134ZM197 232H198V234H197ZM23 233H25V234H23ZM138 233L140 234V236L144 235L145 237L144 236L138 237ZM151 233L152 234L154 233L153 235H155V236H153ZM17 234L18 235L20 234L19 237ZM165 234H166V236H165ZM85 235H86V237H85ZM175 235L177 238L175 237ZM190 235H191V237H190ZM194 235H196L197 237ZM206 235L208 236V238H206L207 237ZM148 236H150V237H148ZM146 237L149 239H147ZM152 237H154V238H152ZM170 237L174 238V239L176 238V240L177 239L178 240L177 241L173 240ZM136 239H137V241H136ZM189 239H190V241H189ZM211 239H213V240H211ZM58 240H59V242H58ZM144 240H147V241H144ZM187 240H188V242H187ZM201 240H203V241H201ZM228 240H229V242L231 241V243H229ZM44 241H46V243ZM50 241H51V243H50ZM142 241H143V243H142ZM64 242L66 245L63 244ZM200 242H202V243H200ZM213 242H215V243H213ZM224 242H226V243L228 242L229 244L228 243L224 244ZM30 243L33 244V246L36 245V243L34 241L33 242L30 241ZM46 244H47V246H46ZM69 244L72 246H70ZM74 244H75V247H74ZM221 244L224 246H222ZM87 245H89V246L87 247ZM213 245L215 247H213ZM229 246L231 247V249ZM47 247H49V248H47ZM68 247H70V248H68ZM82 247H84V248L82 249ZM132 247L135 249H133ZM194 247H196L198 249L195 248L196 249L195 250ZM208 247L202 246V249L208 248ZM222 247H223V249H222ZM50 248H52V249H50ZM59 248H61V250ZM76 248H77V250H76ZM104 248H105V250H104ZM110 248L113 251V253L110 250ZM146 248H148V249L146 250ZM213 248H214V250H213ZM93 249H91V250H93ZM216 249H217V252L215 251ZM221 249H222V251H221ZM114 250L117 252V254L115 253ZM125 250H127V251H125ZM152 250H154V251H152ZM175 250L176 249H174V251ZM259 250H260V254H258ZM142 251H143V253H142ZM204 251H205V249H204ZM208 251H211V250L209 248L206 249V251H205L206 254L209 253ZM213 251L215 252V254H218V252H219L220 255L219 254L216 255L217 256V258H216L214 256ZM127 252H129V253H127ZM52 253H53L52 255H54V251ZM91 253H93L94 256L91 255ZM254 253H257V254H254ZM73 254H74V256H73ZM112 254H114L116 256H114V255L112 256ZM81 255H83V253ZM84 255H83V257H84ZM108 255L112 256V257H109ZM136 255H137V257H136ZM261 255H262V257H261ZM128 256L131 259H129ZM3 258L0 257V263L1 264H3L5 262V259H3ZM97 258L99 259V261ZM102 259H104V260H102ZM76 260H78V259H76ZM91 260H89V261H91ZM100 260H102L104 262H102ZM113 260H115V262ZM122 261H123V263H122ZM134 261H136V263ZM137 261H139V262H137ZM4 264H11V263L7 262V260H6V263H4ZM243 264H250V263H243Z\"/></svg>",
  "mask_w": 264,
  "mask_h": 264
}]
</instances>
